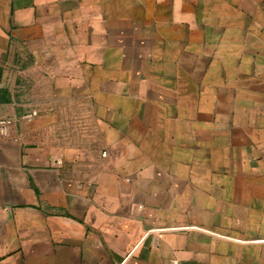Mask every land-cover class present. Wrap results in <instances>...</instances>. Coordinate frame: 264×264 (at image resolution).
I'll return each mask as SVG.
<instances>
[{
	"label": "crops",
	"instance_id": "obj_1",
	"mask_svg": "<svg viewBox=\"0 0 264 264\" xmlns=\"http://www.w3.org/2000/svg\"><path fill=\"white\" fill-rule=\"evenodd\" d=\"M0 117V264H264V0H0Z\"/></svg>",
	"mask_w": 264,
	"mask_h": 264
},
{
	"label": "built area",
	"instance_id": "obj_2",
	"mask_svg": "<svg viewBox=\"0 0 264 264\" xmlns=\"http://www.w3.org/2000/svg\"><path fill=\"white\" fill-rule=\"evenodd\" d=\"M37 116V110L31 109L24 115L20 117V119L25 123H31ZM13 125V119L10 117H0V138H5L9 135L10 128Z\"/></svg>",
	"mask_w": 264,
	"mask_h": 264
}]
</instances>
